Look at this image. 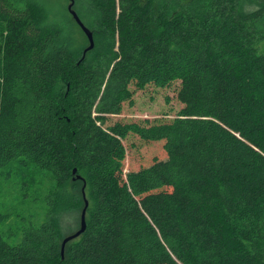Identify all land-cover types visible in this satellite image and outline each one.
Masks as SVG:
<instances>
[{
    "label": "trees",
    "instance_id": "16d2710c",
    "mask_svg": "<svg viewBox=\"0 0 264 264\" xmlns=\"http://www.w3.org/2000/svg\"><path fill=\"white\" fill-rule=\"evenodd\" d=\"M92 1L82 58L0 0V180L49 184L44 220L16 233L0 211V264H264V0ZM172 86V118L119 119ZM132 137L165 156L124 171ZM83 186L86 228L61 259Z\"/></svg>",
    "mask_w": 264,
    "mask_h": 264
},
{
    "label": "rangeland",
    "instance_id": "374dc122",
    "mask_svg": "<svg viewBox=\"0 0 264 264\" xmlns=\"http://www.w3.org/2000/svg\"><path fill=\"white\" fill-rule=\"evenodd\" d=\"M20 4H26L36 10L39 14L41 26L47 30H58L64 40L73 47L82 48L88 45V40L82 29L75 23L71 14L67 10L69 0H17ZM73 8L78 16L90 29L94 28L99 18V12L92 0H73ZM94 43H95V38ZM132 89V85H130ZM148 89V88H147ZM145 91H137L133 95L134 104L123 103L121 121L139 119L142 116L163 118L164 113H168L166 119L172 118L179 108V104L174 100V86L168 89L159 90L155 97L150 98L151 88ZM170 100L167 102L166 97ZM172 107L171 109L169 107ZM117 118V117H115ZM126 146V158L124 160V171L135 170L140 166L150 165L155 158H163L165 152L160 143L140 144L135 137L124 141ZM20 170L16 167L13 173L4 178L1 177L0 184V211L8 213L9 221L5 226L20 228V220L32 222L34 224L45 219L47 205L45 203L49 184L46 182L42 186L28 181L25 184L26 190L23 192L22 178ZM4 174V173H3ZM26 179V178H25ZM26 192V194H24ZM68 196L63 199L67 204ZM73 205L66 206L60 214V233L66 235L77 228L79 211L74 210ZM21 220V221H23Z\"/></svg>",
    "mask_w": 264,
    "mask_h": 264
},
{
    "label": "water",
    "instance_id": "95a60500",
    "mask_svg": "<svg viewBox=\"0 0 264 264\" xmlns=\"http://www.w3.org/2000/svg\"><path fill=\"white\" fill-rule=\"evenodd\" d=\"M73 0H69V3L67 4V10L68 12L71 14L72 18L75 20V22L78 24V26L82 29V31L85 33L87 40H88V45L83 49L82 51V58L84 57L85 53L88 50H91L94 46V39H93V34L92 31L82 22V20L80 19V17L78 16L77 12L75 11V9L73 8ZM76 172V169L73 170V174ZM75 178H80V175L75 176ZM82 196H83V207L80 211V226L79 228L69 234L66 235L61 242V249H60V254H61V259L64 256V247L66 245L67 242H69L70 240L78 237L82 232H84L85 228H86V209L88 206V200L86 199L85 196V192H84V186L82 187Z\"/></svg>",
    "mask_w": 264,
    "mask_h": 264
}]
</instances>
